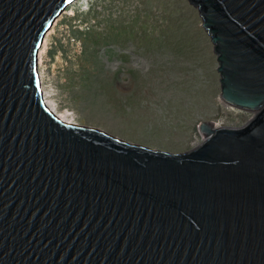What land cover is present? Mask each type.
<instances>
[{
	"label": "water",
	"instance_id": "water-1",
	"mask_svg": "<svg viewBox=\"0 0 264 264\" xmlns=\"http://www.w3.org/2000/svg\"><path fill=\"white\" fill-rule=\"evenodd\" d=\"M74 0H0V264H264V0H187L220 98L255 110L200 121L184 152L61 119L38 54Z\"/></svg>",
	"mask_w": 264,
	"mask_h": 264
},
{
	"label": "rangeland",
	"instance_id": "rangeland-1",
	"mask_svg": "<svg viewBox=\"0 0 264 264\" xmlns=\"http://www.w3.org/2000/svg\"><path fill=\"white\" fill-rule=\"evenodd\" d=\"M45 103L60 118L184 152L198 123L240 127L255 110L220 98L216 55L187 0H74L39 49Z\"/></svg>",
	"mask_w": 264,
	"mask_h": 264
},
{
	"label": "bare ground",
	"instance_id": "bare-ground-1",
	"mask_svg": "<svg viewBox=\"0 0 264 264\" xmlns=\"http://www.w3.org/2000/svg\"><path fill=\"white\" fill-rule=\"evenodd\" d=\"M54 22V21H53ZM53 24V23H52ZM48 31V30H47ZM38 61H39V57H38ZM52 110V109H51ZM62 119V118H61ZM64 120V119H63ZM66 121V120H65Z\"/></svg>",
	"mask_w": 264,
	"mask_h": 264
}]
</instances>
